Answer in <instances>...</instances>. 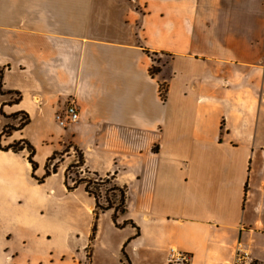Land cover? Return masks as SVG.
<instances>
[{
  "label": "crops",
  "instance_id": "1",
  "mask_svg": "<svg viewBox=\"0 0 264 264\" xmlns=\"http://www.w3.org/2000/svg\"><path fill=\"white\" fill-rule=\"evenodd\" d=\"M72 100L81 117L62 127ZM19 110L31 122L2 145L26 138L37 154L30 132L53 125L61 146L45 166L73 145L88 170L128 186L130 264H171L173 249L231 264L239 241L264 264V0H0V136ZM27 156L0 148V197ZM36 161L45 184L57 172L39 182ZM11 230L0 264L69 263L21 256L26 237Z\"/></svg>",
  "mask_w": 264,
  "mask_h": 264
},
{
  "label": "rangeland",
  "instance_id": "2",
  "mask_svg": "<svg viewBox=\"0 0 264 264\" xmlns=\"http://www.w3.org/2000/svg\"><path fill=\"white\" fill-rule=\"evenodd\" d=\"M51 131L58 135L53 125L50 133L37 129L30 132L38 136L36 159L42 171L50 152L61 146L58 138L49 139ZM44 138L50 145L40 142ZM57 152L49 163L51 168L58 165L57 173L45 184L32 178L30 163L24 157L14 160L11 165L14 175L4 177L5 189L0 197V236L8 229L18 239L25 235L27 245L17 246L21 256H66L68 264H121L122 252L126 250L121 239L127 229L115 226L110 211L96 218L95 199L84 186L67 191L65 174L71 163L78 160L77 151L70 145ZM69 174L76 177L72 172ZM102 202L105 203L104 199Z\"/></svg>",
  "mask_w": 264,
  "mask_h": 264
},
{
  "label": "trees",
  "instance_id": "3",
  "mask_svg": "<svg viewBox=\"0 0 264 264\" xmlns=\"http://www.w3.org/2000/svg\"><path fill=\"white\" fill-rule=\"evenodd\" d=\"M161 67L159 65L154 64L151 67V73L157 74L160 71ZM161 91L163 96L166 95V86L163 84L161 86ZM5 94V92H2ZM10 93H15L10 91ZM15 98L10 101V104L18 103L21 99L20 92H16L14 94ZM12 119V123H8L4 126L2 134L0 136V148L3 150H13L14 152H22L24 150L28 151V160L32 164L33 168L36 170L39 167L38 162L35 159L36 149L33 144L27 140L26 138H21L13 141L9 145H2V142L5 143L10 137H12L16 132H22L23 129L31 122V116L27 111L19 110L10 115ZM5 140V141H4ZM77 151V159L71 163L68 167L69 172H72L76 175L75 178L69 174L67 171L65 184L69 192L74 191L80 185H84L86 192L89 193L95 199L94 205V214L95 217L98 218L100 213H103L107 210H113V221L115 225L119 228L125 227L127 224L134 223L131 220H126L122 223L118 221L119 213L125 212L127 210V203L129 199V188L125 184H120L116 181L115 174L108 175H99L95 172L88 170L84 165V155L77 147H75ZM58 152H56L53 156L48 159V163H46V173L42 177H37L36 179L39 182H43L45 178L51 176L52 174L57 172L58 165H54L53 168L50 167L49 163L56 158ZM73 181V183H71ZM104 199L105 203L102 202ZM94 233H92L93 235ZM125 253V250H124ZM91 257V256H88ZM121 264H130V260L125 257L122 260ZM184 264H189L184 263Z\"/></svg>",
  "mask_w": 264,
  "mask_h": 264
},
{
  "label": "built area",
  "instance_id": "4",
  "mask_svg": "<svg viewBox=\"0 0 264 264\" xmlns=\"http://www.w3.org/2000/svg\"><path fill=\"white\" fill-rule=\"evenodd\" d=\"M80 117V108L76 100L70 101L66 109L63 112H58L55 116L57 122L62 127H67L69 124L77 122ZM172 252L171 264L189 263L190 255L187 252L176 249H173ZM249 262H251V252L239 241L236 246L235 259L231 264H246Z\"/></svg>",
  "mask_w": 264,
  "mask_h": 264
}]
</instances>
